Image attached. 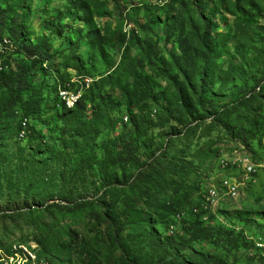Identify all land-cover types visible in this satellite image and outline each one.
I'll return each mask as SVG.
<instances>
[{
    "label": "rangeland",
    "instance_id": "374dc122",
    "mask_svg": "<svg viewBox=\"0 0 264 264\" xmlns=\"http://www.w3.org/2000/svg\"><path fill=\"white\" fill-rule=\"evenodd\" d=\"M26 1L0 9L51 71L18 46L0 70V264H264V0Z\"/></svg>",
    "mask_w": 264,
    "mask_h": 264
},
{
    "label": "trees",
    "instance_id": "16d2710c",
    "mask_svg": "<svg viewBox=\"0 0 264 264\" xmlns=\"http://www.w3.org/2000/svg\"><path fill=\"white\" fill-rule=\"evenodd\" d=\"M10 1L11 0H7V3H9ZM26 4H27L26 0H19L18 5L20 8H25ZM27 17H28V14H25V13L20 14L18 12H14L12 6L11 7L9 6L6 9L1 8L0 9V37H5L6 32L10 31L11 32L10 38L14 41L15 44H17L16 47L18 46L16 53H18V51H19L18 48L20 47L21 50H23L25 52L27 57L32 59V63L34 66L39 65L40 67H44L47 71H49V70L51 71V55H50V49L49 48L42 50V48L39 45L27 46L24 44V42H20V39H22L24 36V29L22 27H18V26ZM206 34H208V35L211 34L210 28H207ZM209 42L210 41L208 40V37H206V40H204L206 50L208 52H212V47H211V44ZM153 50H154V48H153L152 44L148 41V44L142 50V53L145 56L146 60H148V61L152 60ZM186 56H188V55H186ZM172 61H173V65L176 67L177 71L180 72L181 75L186 76L187 71L180 66V62L182 61V57L178 58V57L172 56ZM19 70L21 72V70H23V68L18 67V71ZM75 72L77 73V71H75ZM131 77L134 79V84H133V89L130 91H133V92H137L140 89L139 86H142L141 84H139V80L140 81L145 80V82H147L146 79H144V77L139 72H136V71L134 72V74H132ZM205 77L206 78L209 77V73L206 72ZM15 83H16L15 86L13 88H11L12 94L16 92V89H19L20 91H28L32 88V85H33V83H31L30 81H28L24 78L23 73H21L18 76ZM60 84L66 88L65 82H60ZM60 84L54 85L55 92L56 91L58 92V88L60 87L59 86ZM147 85H148V83H147ZM129 89H130V85H129ZM259 91H260L259 93H261L262 88H260ZM56 100H58V102H60L59 106H62L61 107L62 110H64V111L68 110V112L72 111V109H68L67 107L62 105V102L60 101L61 99H59V97H58V93H57ZM85 101H87V98L83 97L76 103V107L74 110L78 113V115L83 114L85 107H86ZM88 101H89V99H88ZM25 120H28V119H24L22 121V127H24ZM28 122H30V121L28 120ZM30 126H31V123H28V127H30ZM58 208H59V210H70V209H67V207H65V208L58 207ZM74 209H77V210L81 209V205H78V204L74 205ZM110 219L113 220V217H110ZM174 219H175V217H174ZM212 233H213V231H212L211 227H204L203 229L197 228L196 230L193 231L194 236L197 237L199 240H206L208 238H211L213 235ZM120 234H121V228H117L116 229V238H118ZM181 264H183V263H181Z\"/></svg>",
    "mask_w": 264,
    "mask_h": 264
},
{
    "label": "built area",
    "instance_id": "2783aa9c",
    "mask_svg": "<svg viewBox=\"0 0 264 264\" xmlns=\"http://www.w3.org/2000/svg\"><path fill=\"white\" fill-rule=\"evenodd\" d=\"M7 47H14L16 49L15 45H12V40L8 41ZM6 50V47H5ZM5 50H1L0 51V66H9L8 61L10 60V58L8 57V55H5ZM7 63V65H6ZM73 81L75 82V78H73ZM68 93L72 94V101H62V105L65 107H68L69 104H72L77 98H79L82 93L80 91H76V90H72V86L70 85V87L68 88ZM232 163H227L225 166V169H227L228 167H233V169H235V165H231ZM248 167H246V169L244 170L246 173L244 175V178H254V175L257 174V166L256 165H247ZM240 185L239 183H237L236 181H234L233 179H228L226 181H224L221 185V187H212V189H210V191H208L207 195L204 197L205 201H211L212 197H216L218 193H223L224 192V187H234ZM196 212H198V210H196ZM27 254H31V253H27ZM13 264H14V260H13Z\"/></svg>",
    "mask_w": 264,
    "mask_h": 264
},
{
    "label": "bare ground",
    "instance_id": "6f19581e",
    "mask_svg": "<svg viewBox=\"0 0 264 264\" xmlns=\"http://www.w3.org/2000/svg\"><path fill=\"white\" fill-rule=\"evenodd\" d=\"M11 40L12 39L7 37V36H5L3 38L0 37V51L1 50H5V47H6L5 53H7V51H10V50L12 51L13 47H7L8 41H11ZM13 42L14 41L12 40V45H13ZM2 67L3 66H0V70L2 69ZM60 95H62V99H61L62 101H67V99L69 97V94L67 93V91H65V93H62ZM76 103H77V100H75L72 104H69L68 108L74 109L76 107ZM28 123H29L28 120H25L24 127H23V129H22V131H21L19 136L23 137L25 135L26 130L28 128Z\"/></svg>",
    "mask_w": 264,
    "mask_h": 264
}]
</instances>
